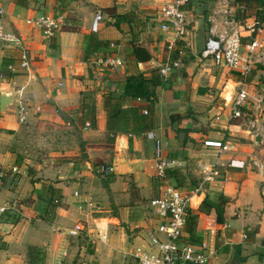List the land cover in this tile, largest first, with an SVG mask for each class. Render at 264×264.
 <instances>
[{"label": "crops", "instance_id": "1", "mask_svg": "<svg viewBox=\"0 0 264 264\" xmlns=\"http://www.w3.org/2000/svg\"><path fill=\"white\" fill-rule=\"evenodd\" d=\"M168 1L0 0V26L18 38L0 41V96L10 95L0 109V204L12 208L0 214V264H137L134 252L147 248L146 233L163 239L149 212V200L161 189L156 162L173 160L167 168L177 175L169 180L189 191L218 157L202 145L207 137L231 140L234 148L220 155L219 176L192 196L194 235L185 231V236L195 244L206 242L210 254L204 264H226L234 256L242 264H264V168L254 164L264 166V142L246 123L252 118L264 131V58L260 49L254 51L244 115L231 117L242 78L201 57L216 0H192L203 9L199 14L192 3L186 8L180 65L166 76L167 86L155 88L156 99L124 97V107L150 105L154 127L142 134L117 133L108 141L106 90L120 94L126 76L149 75L172 54L166 44L173 35L161 30L159 16ZM97 11L102 19L93 32ZM243 13L240 23L263 19V4L247 0ZM37 16L58 22L52 35L26 21ZM241 35L243 50L250 36L246 29ZM95 38L115 43L91 52ZM258 38L263 41L264 32ZM131 43L144 46L151 58L135 62ZM108 55L122 64L97 62ZM87 103L95 119L85 126L79 110ZM100 165L109 166L110 174L101 177ZM220 195L227 201L223 221L217 222L214 209H202V201ZM77 223L84 231L69 235ZM30 247L43 249L41 260L35 261L37 250Z\"/></svg>", "mask_w": 264, "mask_h": 264}, {"label": "built area", "instance_id": "2", "mask_svg": "<svg viewBox=\"0 0 264 264\" xmlns=\"http://www.w3.org/2000/svg\"><path fill=\"white\" fill-rule=\"evenodd\" d=\"M187 2L188 0H169L159 8L161 30L173 35L166 44L168 53L172 50H176L178 55L183 53V48L178 44V41L183 40L187 33L188 18L187 9L185 8ZM238 7L242 9L243 6L230 0H216L208 16L209 35L201 49L202 58H210L217 67L236 71L242 78V82L233 94L230 104L231 117L234 118L244 115L243 109L248 103L249 94L245 81L253 68L254 51L260 49L259 56L264 58V40L260 41L258 38L264 32V2L263 19L255 18L247 23H240L242 20L237 17ZM101 19L102 13L97 11L91 23V31H98ZM26 21L43 27V33L47 36L52 35L59 25L50 16H37L28 18ZM242 29H246L250 36V40L244 44L243 50V43L241 42ZM0 41L15 43L18 38L14 33L6 31L0 26ZM110 46H114V43H110ZM97 62L107 67L122 64L120 58L112 56L99 57ZM21 65L24 66L25 63L22 62ZM179 65V58L171 61L169 57L159 67V71L162 75L167 76ZM9 68L13 70V67L10 66ZM143 112L146 113V110L144 109ZM24 113L25 107L19 106L20 120L24 119ZM246 123L249 128L254 129L255 133L261 136L264 142V131L257 126L255 120L247 118ZM88 125L89 122L86 121L85 126ZM202 145L216 151L218 157L212 167L208 169L206 175L189 191H182L176 187L166 175V168L174 162L173 160L159 158L156 162L155 177L159 180L161 189L158 195L149 200V212L156 219L155 230L163 239L157 234L146 233L147 248L139 247L134 252L137 264H204L207 262L210 253H206V242L201 241V243L195 244L186 241L184 226L187 210L190 208L192 196L202 193L208 181H212L219 176V170L216 166L220 164V155L231 151L234 144L231 140L207 137L202 140ZM254 164L260 169L264 168L263 163L254 161ZM97 171L102 176H107L110 174L111 168L107 165H100ZM2 184L3 173L0 170V187ZM11 209L6 203L0 204V214ZM83 231L84 226L77 223L68 229V234L79 235Z\"/></svg>", "mask_w": 264, "mask_h": 264}, {"label": "trees", "instance_id": "3", "mask_svg": "<svg viewBox=\"0 0 264 264\" xmlns=\"http://www.w3.org/2000/svg\"><path fill=\"white\" fill-rule=\"evenodd\" d=\"M199 1V0H197ZM261 4H263L264 0H260ZM233 3H240L243 5V9L237 10V17L239 19H243L244 13L243 11L246 9L247 0H232ZM192 3V0H188L185 8H189V5ZM242 11V12H241ZM208 11L204 12V16L208 15ZM207 13V14H206ZM239 13V15H238ZM93 41V39H92ZM110 41H102L98 39H94L92 43L91 52L98 50L99 48H107L110 46ZM115 43V42H113ZM129 55L134 59L135 62H143L147 61L151 58V53L142 45L131 43V50ZM109 56V55H108ZM178 53L176 50H172V54L170 55V60L178 59ZM160 68L152 69L149 71V75H145L143 72H139L136 74H131L126 76L124 82L123 92L120 94L115 91L106 90L104 93V109L106 112V129L108 132V141H112L117 133H126L129 135L132 134H142L154 127L155 119L153 117V110L150 105L147 106H127L124 107L123 101L124 97H137L144 100H148L149 102H153L156 99L155 88L157 86L164 87L169 83V77H166L160 73ZM92 97H89L91 99ZM146 110V113L143 110ZM82 115V121L87 120L89 125H93L94 123V107L93 105L83 104L79 110ZM101 177V174H99ZM166 175L176 176L177 172L174 169L167 168ZM52 187H50L51 190ZM52 191V190H51ZM227 199L220 195L218 200L211 201L209 199H204L202 201V209L203 208H213L216 214L217 222L223 221V213H224V205ZM196 215L193 214L191 208H188L187 215L185 219L184 230L189 233V237L194 235V225H195ZM186 241L195 242L196 239H189L186 237ZM37 250L32 256L37 260L42 259V255L44 254L43 249L38 247H30Z\"/></svg>", "mask_w": 264, "mask_h": 264}, {"label": "water", "instance_id": "4", "mask_svg": "<svg viewBox=\"0 0 264 264\" xmlns=\"http://www.w3.org/2000/svg\"><path fill=\"white\" fill-rule=\"evenodd\" d=\"M201 1L208 2L212 0H201ZM9 99H10L9 94H6V93L1 94L0 96V109L1 110L4 109V106L9 102ZM226 264H242V260L238 256H234Z\"/></svg>", "mask_w": 264, "mask_h": 264}, {"label": "rangeland", "instance_id": "5", "mask_svg": "<svg viewBox=\"0 0 264 264\" xmlns=\"http://www.w3.org/2000/svg\"><path fill=\"white\" fill-rule=\"evenodd\" d=\"M195 2V1H194ZM193 1H192V5L194 4V6L196 7V11H195V9H194V11H195V13L196 14H199V13H201L202 11H203V9L201 8V6L198 8L197 6V4L196 3H194ZM197 2V1H196ZM190 6V5H189Z\"/></svg>", "mask_w": 264, "mask_h": 264}]
</instances>
